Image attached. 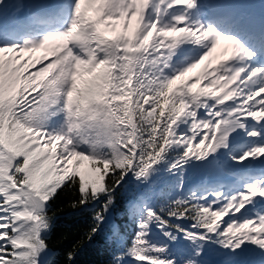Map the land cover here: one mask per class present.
Wrapping results in <instances>:
<instances>
[{"label": "snow or ice", "instance_id": "1", "mask_svg": "<svg viewBox=\"0 0 264 264\" xmlns=\"http://www.w3.org/2000/svg\"><path fill=\"white\" fill-rule=\"evenodd\" d=\"M99 4L91 17L81 0H74L64 30L35 43L0 46V264H52L42 233L51 230L49 209L59 195L57 189H70L77 196L69 207L85 206L92 213V223L67 253L69 262L81 245L106 227L111 229L108 240L123 248L114 255L113 264H124L125 257L147 264H177L175 257L167 258V245L149 239L152 225L170 241L182 235L190 242L191 254L181 256L180 264H200L201 242L212 237L233 251L245 243L264 249V213L236 218L255 197H264V182L246 185L245 191L231 196L211 193L213 199L207 203L202 202L207 194L178 198L159 208L147 206L143 197L129 201L127 215L135 229L131 245L124 244L121 227L110 211L117 191L125 187V177H146L173 146L184 148L183 158L206 159L225 146L231 131L245 127L242 120L264 119L260 95L264 68L238 64L247 53L240 54L236 41L223 36L233 45L234 63L223 66L224 74L207 86L194 90L184 78L222 35L186 23L182 15L164 19L167 9L191 8L194 0H99ZM117 24L122 25L119 31ZM49 41H63V51L53 62L25 75L31 65L17 62L16 54L43 48ZM187 43L203 44L205 50H186L173 62ZM85 71L96 75L87 88H80L77 78ZM238 78L239 84L223 96L210 91L216 86L223 90ZM227 100L232 102L225 104ZM260 155L264 147H255L239 159ZM73 158L79 159L73 163ZM84 160L98 173L95 179L77 170ZM109 165L113 174L105 179Z\"/></svg>", "mask_w": 264, "mask_h": 264}, {"label": "trees", "instance_id": "2", "mask_svg": "<svg viewBox=\"0 0 264 264\" xmlns=\"http://www.w3.org/2000/svg\"><path fill=\"white\" fill-rule=\"evenodd\" d=\"M41 90L37 89V91ZM32 95H35V93H32ZM145 107H148V105H145ZM183 152L184 150L172 147L163 155V158L157 164H161L165 171H169L165 174L150 176L149 170L148 175L139 180L132 174L125 177V187L117 191L116 205L110 211L111 218L121 227L125 245H131L135 229L134 221H130L127 215L129 201H136L143 197L147 206L159 208L178 198L189 199L188 194L179 191V180L183 169H177V167L187 162V158H183ZM181 159L182 163L180 162ZM174 163L177 164V167L172 168L171 165ZM97 166L102 168V166ZM79 172L88 179H95L98 175L97 172L93 171V165L90 161H88L87 167ZM112 174L111 165H109L103 173L104 178L107 179V176ZM78 179L79 177H77ZM142 184H145L144 188L141 187ZM57 192L59 195L54 198V202L49 209V215L52 216L51 230L42 233V235L47 236L50 249V255L47 259L51 260L52 264H113L114 255L117 251H123V248H118L115 242L108 240V236L111 235V229L108 227L100 235L94 237L93 240L81 245L76 251L74 259L71 262L68 261L67 253L73 250V247L81 240L84 231L92 223V213L86 210L85 206L79 208L69 207L71 202L77 199V196H74L70 189L65 191L57 189ZM167 218L165 216V219ZM124 264H133L131 257H125Z\"/></svg>", "mask_w": 264, "mask_h": 264}, {"label": "rangeland", "instance_id": "3", "mask_svg": "<svg viewBox=\"0 0 264 264\" xmlns=\"http://www.w3.org/2000/svg\"><path fill=\"white\" fill-rule=\"evenodd\" d=\"M0 13H1L2 19H4L6 14L7 15L9 14L7 10L3 8V2L1 1H0ZM91 15L92 13L90 14V16ZM190 24L194 25L193 23H190ZM121 27L122 25L117 24L116 30L119 31ZM180 27L183 28L184 25H180ZM109 34L110 36L113 35L112 32H109ZM197 35H201V34L197 33ZM60 42L62 44L63 41H57L55 44L46 45L45 48H41L40 50H37V51H30L29 53H17L16 54L17 62L29 63L31 66L28 68V72L38 71L41 67H44L47 64L53 62L56 59V57L60 54L61 51H58L59 48L55 49L56 45H59ZM223 43L224 41L217 43L216 47L212 49L210 52H208L207 55H205L204 59L194 69L192 75L187 79L186 82H184L185 84L192 86L194 90H198V89H201L207 86L210 80L216 77L214 72L211 70V67H213V65L215 64V60H216L214 53L216 51L222 50V48L224 47ZM190 45H191V50L196 49L199 52H203L205 50L203 44L197 45V44L190 43ZM9 55H12V53H9ZM32 60H35V62H32ZM205 73H208L210 75L205 76ZM46 74H44L45 78H47L49 75V74L47 75ZM86 82H87V79L84 74H81L80 76H78L77 78L78 85H83ZM210 91H214L216 92V94H218L219 88L218 86H216L214 88H211ZM200 115L202 117L204 115V112L202 109L200 110ZM202 131H207V130L202 129ZM205 143L207 144V141H205ZM57 150H59V148ZM231 151L232 153H234V159L236 160V162L240 160L239 159L240 156H242L245 152H247V151L238 152V151H234V149H231L230 151L226 152V156L230 159H231L230 156H233L232 154H230ZM211 158H212V154H210L206 159H202L200 161L188 164L184 172V176H183L184 180H183L182 187L184 189L189 190L195 187H198V188L204 187L207 189L200 195V196H204L207 194V200L202 201L203 203H207L208 201L213 199L211 193L220 192V185L210 186L206 183L207 178L210 177V174H209L210 170H208V166H209V160ZM76 159H79V158H73V163H75ZM231 160L233 161V159ZM240 161L242 162L243 160H240ZM86 166H87V160H84L82 161L80 168L77 170L78 171L84 170ZM153 172L154 174H156L157 169H153ZM194 180H199V181L197 184H194L193 182ZM223 226L224 225H222V227ZM149 239L153 243L160 244V245H167L166 256L167 258L171 256L173 249L169 245V240L163 236V234L156 228L155 225H152V232H151V235L149 236ZM216 240H217L216 237H212L208 241L201 242L203 243L204 246H203V253L199 257L200 264H233V257L231 256V249L222 248L219 245V243L216 242ZM176 241H177V246H178V249L176 250V254L181 253V256H187L191 254L192 245L190 244L189 241L184 240L182 235H178ZM217 248H220L226 251L228 255L227 260L222 261L217 258L216 253H214V250ZM240 249H246L248 251L253 252L254 254H261V252L264 251V249L252 243H245L241 245ZM134 263L135 264H147L146 261H136L135 258H134Z\"/></svg>", "mask_w": 264, "mask_h": 264}, {"label": "bare ground", "instance_id": "4", "mask_svg": "<svg viewBox=\"0 0 264 264\" xmlns=\"http://www.w3.org/2000/svg\"><path fill=\"white\" fill-rule=\"evenodd\" d=\"M5 5L4 7L7 8L12 14H15L17 12V5L12 1V0H3ZM39 0H27V4H32L33 2H36ZM53 2L55 3H59V0H53ZM84 5H86V8L88 9V11L90 13H93L92 17L95 16V9L98 8L100 6L99 4V0H92V2H85ZM203 7L202 5L199 6V0H194V4L191 8H188L186 5H177L174 6L170 9V12H174V11H180L182 9L188 8V16H187V20H190L194 17V15L197 14L198 9ZM151 8L149 9V13L151 14ZM171 13H168V15L166 16L167 19H170L171 17ZM13 25V21L11 20V18H8L7 20H3L0 19V33L2 31H7L9 30ZM204 29H207L205 27H203ZM190 47V43L187 44H182L180 46V53L181 52H185L186 50H189ZM238 52L240 54L243 53H247V57H245L243 60H239L238 64H242V65H246L249 67V69H252L254 66H257V68H264L263 66V62L264 60H261L260 58H256L254 60H252L251 54L248 53L247 51H245V49H242L241 47H237ZM216 65L213 66V69L216 70V75H220V69L223 67V60H229L231 59V62L234 63L235 61V56L233 55V45L228 42L227 46L224 48V50L220 51V53H216ZM257 56H260V54H258ZM176 56H173V58H175ZM241 76H243V73H241ZM227 79V77H226ZM225 83V81H222L221 85H223ZM239 84V78L232 82L231 84L228 85L227 88H224L223 90H221L218 94V96H223L224 92L228 91L231 88H235L236 85ZM242 86V85H240ZM261 96H264V93L260 94ZM231 100H227L225 101V104H229L231 103ZM251 103V102H250ZM242 123L245 125L244 128H236L234 131H231L228 135V138L225 142V146L218 148L212 155V158L209 160V166H208V170H210L214 176H216L218 178L219 181L222 182H227V177L230 175L228 174L224 168H221V166L223 167V165H227V163L223 159L224 157L222 156H218V154H221L222 152L226 151L230 146H234V145H244L246 147H264V119L260 120V121H256L251 117H247L246 119L242 120ZM254 131L256 132L257 130H261V133L258 135V133L256 132V135H249V131ZM260 138L263 140L262 144L260 142L257 141V139ZM216 153V154H215ZM259 163H264V155H263V160H261L260 156L257 157H248L247 159H245V161L242 164V167L245 169L251 168V167H256ZM249 209H251L253 211V213L256 214V209L255 208H251L249 205ZM246 211H248V209H246Z\"/></svg>", "mask_w": 264, "mask_h": 264}]
</instances>
